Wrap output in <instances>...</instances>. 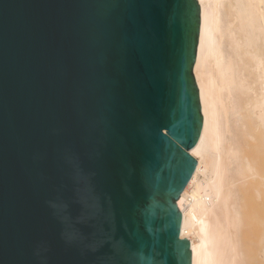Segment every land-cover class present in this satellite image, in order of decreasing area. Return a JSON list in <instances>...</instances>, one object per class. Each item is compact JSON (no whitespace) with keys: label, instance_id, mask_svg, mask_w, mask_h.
I'll return each mask as SVG.
<instances>
[{"label":"water","instance_id":"water-1","mask_svg":"<svg viewBox=\"0 0 264 264\" xmlns=\"http://www.w3.org/2000/svg\"><path fill=\"white\" fill-rule=\"evenodd\" d=\"M199 31L197 0H0V264H192Z\"/></svg>","mask_w":264,"mask_h":264},{"label":"bare ground","instance_id":"bare-ground-1","mask_svg":"<svg viewBox=\"0 0 264 264\" xmlns=\"http://www.w3.org/2000/svg\"><path fill=\"white\" fill-rule=\"evenodd\" d=\"M203 126L177 201L192 264H264V0H197Z\"/></svg>","mask_w":264,"mask_h":264}]
</instances>
